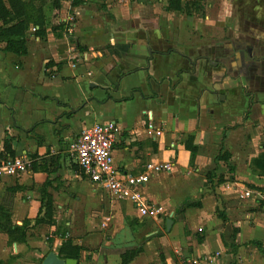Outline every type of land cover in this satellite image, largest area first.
I'll return each instance as SVG.
<instances>
[{"label":"crops","instance_id":"crops-1","mask_svg":"<svg viewBox=\"0 0 264 264\" xmlns=\"http://www.w3.org/2000/svg\"><path fill=\"white\" fill-rule=\"evenodd\" d=\"M194 1L202 10L186 14L168 0H66L43 39L30 28L26 55L0 42V151L9 136L34 162L0 179L12 223L30 221L26 241L9 246L22 264L58 256L66 237L83 247L78 264H121L129 247L141 248L129 264H264V175L252 165L264 152V0ZM116 45L129 48H106ZM93 123L114 124L119 172L151 174L142 193L159 219L104 201L109 193L77 172L66 149ZM158 162L172 167L152 173ZM48 198L65 230L42 237L34 219ZM147 220L155 237L139 242L133 223Z\"/></svg>","mask_w":264,"mask_h":264},{"label":"trees","instance_id":"trees-1","mask_svg":"<svg viewBox=\"0 0 264 264\" xmlns=\"http://www.w3.org/2000/svg\"><path fill=\"white\" fill-rule=\"evenodd\" d=\"M63 1L66 0H0V42L4 44L3 51L10 52L16 56L26 55L28 52V34L30 28L34 29V33L40 39L45 37L46 27L48 25V14L51 12L57 15ZM83 0H72L71 4L77 5ZM192 8L196 10H202L200 2L190 0H168L166 9L172 12L190 14ZM69 39H72L68 36ZM80 47V46H79ZM82 49V47H80ZM106 48L112 50L115 53L125 54L129 48L128 45H116L107 46ZM13 138L6 136L3 139L2 150L0 151V160L8 157H15L16 151L12 144ZM191 137L186 141V148L191 151L192 158L195 154L196 147L191 145ZM264 146V144H263ZM228 156H216V159H227ZM252 165L256 167L260 174L264 175V152L259 154L252 162ZM31 168H34V162L32 161ZM77 168V166H76ZM209 175V174H208ZM209 182L210 176H207ZM224 180L219 179L221 183ZM10 192H13V188H8ZM9 194L5 195L3 201L0 202V232L7 235L9 243H22L27 239V232L29 223L24 221L22 225L13 224L11 221V213L9 209ZM41 210L44 211L41 215ZM53 206L50 198L41 202V208L37 217L34 219V225L38 224H53ZM219 217L223 220L225 216L219 213ZM64 236V235H63ZM65 237V236H64ZM256 243V242H255ZM259 247L260 244L257 243ZM83 247L73 242L69 237L64 238L58 248V256L62 259H75L80 260ZM141 251V248L129 247L126 248L120 255L121 264H129ZM43 260V259H42Z\"/></svg>","mask_w":264,"mask_h":264},{"label":"built area","instance_id":"built-area-1","mask_svg":"<svg viewBox=\"0 0 264 264\" xmlns=\"http://www.w3.org/2000/svg\"><path fill=\"white\" fill-rule=\"evenodd\" d=\"M152 127V124H149ZM116 128L112 123H93L85 127L68 143L66 152L80 172L92 183L106 189L115 200H128L141 215L158 214L159 209L150 203L142 193L151 176L144 173L134 176L119 172L113 163V151ZM33 159L26 155L8 157L0 160V178L15 176L27 172ZM170 163L151 164L149 170L155 173L169 171ZM243 195H253L250 189H244Z\"/></svg>","mask_w":264,"mask_h":264},{"label":"rangeland","instance_id":"rangeland-1","mask_svg":"<svg viewBox=\"0 0 264 264\" xmlns=\"http://www.w3.org/2000/svg\"><path fill=\"white\" fill-rule=\"evenodd\" d=\"M98 1V0H97ZM96 4H99V3H96ZM64 5H65V1H63V3H62V6H61V8H60V10H59V12L57 13V14H59V13H61V9H64V8H66V7H64ZM102 6V5H101ZM64 7V8H63ZM56 14H54V12L53 13H49L48 14V21L50 20L51 21V19H53V17L55 16ZM71 40V39H70ZM73 133H75V131H73ZM19 155H21V154H18V156ZM16 156H17V154H16ZM69 157V156H68ZM31 168H29L28 170H30ZM79 169H78V173H79ZM18 175H21V174H18ZM15 176H17V175H15ZM4 177V176H3ZM2 178V177H1ZM0 178V179H1ZM85 185L87 186V184L85 183ZM88 187V186H87ZM106 190V189H105ZM2 194V193H1ZM1 194H0V198H1ZM112 200H115V199H113L112 197H107V195L105 194L104 195V201H112ZM161 211H159V213L158 214H156V215H158L156 218L157 219H159L160 217H161V213H160ZM43 213H44V211L43 210H41V215H43ZM96 214V213H95ZM52 215H53V220H54V223L53 224H51V225H49V224H47V223H45V224H39L38 226H42V231H41V233H40V235L42 234V237H45L46 236V231H44V230H48V228L50 227V226H52V225H56V224H58L59 225V228L57 229L58 231H57V233H58V235H59V232L60 231H63V230H65V226L63 225V221H60L61 219H59V218H57V216H58V214H57V212L55 211V207H54V209H53V213H52ZM152 215H155V214H152ZM84 216H85V214H84ZM104 216H105V218H107V223L109 224L108 226H110V227H114V226H116V220H117V218L118 217H115L114 216V213L111 211V210H108L107 212H104ZM114 219V220H113ZM156 219V220H157ZM155 220V221H156ZM24 221H28L27 219H25ZM23 221V222H24ZM28 223H30V221H28ZM22 225V224H21ZM135 225H137L136 223H133V230L136 232L135 233V238H137V239H139V242H141V241H143L144 239H148V237H150V238H152L153 236L155 237V234H151V235H149V236H147L146 237V234L147 233H149V232H151L155 227L153 226V223H152V220H147V222L145 223V226L144 227H141V228H139V230H138V228H136L135 227ZM117 227V226H116ZM118 228V227H117ZM51 230V229H50ZM43 233H45V234H43ZM32 236H36V233H35V231L32 233ZM11 243H9V241H8V237H7V235L5 234V233H3V232H0V264H22V262L24 261V258L22 257V253H20L19 254V256H16L15 258L14 257H12V255H10L9 254V246H11L10 245ZM6 245V246H5ZM49 248V247H48ZM5 252H6V254H5ZM21 256V257H20ZM33 261L35 262L34 264H40L41 263V261H42V259H41V257H37L36 259H33Z\"/></svg>","mask_w":264,"mask_h":264},{"label":"water","instance_id":"water-1","mask_svg":"<svg viewBox=\"0 0 264 264\" xmlns=\"http://www.w3.org/2000/svg\"><path fill=\"white\" fill-rule=\"evenodd\" d=\"M171 225H172V219L168 218L166 220L167 230H170ZM41 264H77V261L75 259H70V258L62 259L58 257L56 253H54L53 251H50L47 253L45 258L42 260Z\"/></svg>","mask_w":264,"mask_h":264}]
</instances>
